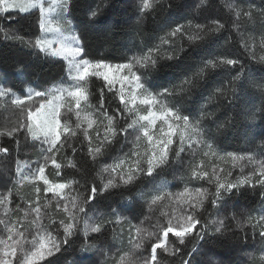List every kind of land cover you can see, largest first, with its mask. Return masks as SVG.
<instances>
[{"label": "trees", "instance_id": "1", "mask_svg": "<svg viewBox=\"0 0 264 264\" xmlns=\"http://www.w3.org/2000/svg\"><path fill=\"white\" fill-rule=\"evenodd\" d=\"M149 5L143 8L137 0H70L71 19L85 56L92 61L125 63L135 52L154 49L156 40L164 37L168 42L159 48V55L154 57L157 63L147 66L148 81L154 88L178 84L185 76L203 67L209 59H237L239 65L205 69L199 86L190 94L176 91L174 101L183 114L194 119L200 118L202 108L212 113L201 121L206 137L219 150L245 154L258 146L260 150L264 149V93L248 82V77H251L256 84H264V63L259 62L264 15L258 12L251 17L244 15L249 10H264V0H152ZM91 11H97V15L91 16ZM237 13L240 15L237 16ZM38 14L36 10L25 15L0 17L5 26L19 33L14 38L0 36V81L16 92H23L28 84L46 91L66 76L64 60L46 55L28 40L38 34ZM197 24L203 25L205 30L217 29L221 24L224 27L193 43L189 40L190 36L202 35L196 29ZM177 26H183L184 35L170 38L168 34ZM250 52H255L256 59ZM168 55L175 57L168 59ZM241 66L244 73L235 82V93L229 92L228 99L216 96L209 102L208 97L215 89L227 85ZM86 89L91 104L101 114L113 117L116 134L111 141L99 145V153H93L83 132L65 136L56 156L60 164L56 177L70 180L72 198L89 211H100L105 220L99 233L88 236L80 233L81 228L76 226L72 235L67 237L68 242L61 244L59 251L38 264H81L87 261L94 264V259L90 258L101 246L124 245L123 237L126 235L124 229H118L115 212L128 210L127 213L133 217L141 216L144 206L139 196L141 193L144 196L145 188L152 183V176L140 174L129 183L103 189L100 169L121 149L127 130L120 129H128L130 116L118 93L109 90L102 78L89 77ZM25 136L26 132L21 128L16 136L0 137V147L9 149L7 153H0V165L3 162L12 165L14 160L23 158L19 145ZM261 153L264 156V152ZM172 157L170 154L166 166L156 170V180L170 179L177 165ZM50 175L55 178L54 173ZM93 186L99 192L91 200ZM215 192L212 189L202 209L197 212L200 224L185 237L184 243L170 235L168 251L157 250L159 264H178L181 259H187L189 264H198L201 257L205 259L209 253L221 263L234 264L246 247L261 245L260 229H255L257 235L254 238L253 225L249 222L243 224L246 212L242 209L248 211L246 215L249 217L255 216L264 207V187L243 184L222 190L218 198L214 197ZM142 199L147 200V197ZM53 209L54 206L49 209L52 216ZM218 214L225 217V230L222 232L214 231L216 224H213V219ZM204 225L209 231L203 232ZM52 229L59 230L56 224L52 225ZM57 233L60 239L64 238V234L60 236L61 233ZM175 248L180 251L172 254Z\"/></svg>", "mask_w": 264, "mask_h": 264}, {"label": "rangeland", "instance_id": "2", "mask_svg": "<svg viewBox=\"0 0 264 264\" xmlns=\"http://www.w3.org/2000/svg\"><path fill=\"white\" fill-rule=\"evenodd\" d=\"M137 1L143 7V0ZM151 1L149 0V4ZM69 2L70 0H68L67 8L62 10L64 0H44L45 8H51L46 13V19L51 22V30L45 31L39 28L37 35L28 38L36 48L40 49L46 55L65 61L67 66L65 79L52 85L46 91H40L33 84H28L23 92H16L8 85H5L3 81H0V92L3 93V95H0V137L7 135V132L12 131L14 128L18 129V131L14 132L12 136L19 134L21 128H24L26 132L23 142H20L19 145V148L21 146L22 149L23 158L14 160L12 165L6 162L0 165V201H3L0 203V240H7L9 235L8 228H13L14 232L19 231L23 233L24 239L20 237H17V239H21V244H23L25 250L30 249V242L37 235L38 226H42L39 229L40 235L50 233L52 236L60 239L57 232L61 233L60 236L64 234L66 224L70 223L74 225L72 233L76 226H79L81 228L80 233L88 236L93 233L90 231L92 227L97 225L102 226L105 220V215L98 210L89 211L84 208L85 211L80 212L79 208L82 206L70 195L71 181L56 177V174L60 170V164L56 156L59 150V144L65 136H72L78 131L83 132L91 145V149H93V153H96L95 149L99 148L101 143H107L114 137L113 135L109 136L108 139L104 138L105 126L108 124V116L101 114L91 104L87 94L86 83L89 77L96 76L91 74L95 69H90V75L81 81L77 79L75 64L83 60L89 61L92 65L100 62L110 65L127 64L133 62V58L139 59L146 56L149 52V49L135 52L131 59L125 63L92 61L85 56L84 51L80 56L75 58L67 54L53 55L54 50L61 49L64 46L75 47L78 44L83 49L82 42L71 19ZM36 10L39 13V27L40 11L38 7L31 8L27 12H21L19 9L0 12V17H10L12 14L25 15ZM12 18H8V20ZM17 34H19L17 30L5 26L0 20V36L2 35V37L7 39L8 36L14 38ZM74 37H78L79 39L74 41ZM38 39L50 41L51 47L44 50L42 47L36 46V40ZM162 39L166 40L164 37L156 40L155 48H160L165 44L162 43ZM259 46L261 56H264V37L260 39ZM147 66L148 64H134L133 71L137 76L141 77V83H143L149 92L156 95L161 93L163 89H171V86L152 87L148 81ZM120 74L128 75V72L127 70H121ZM98 77L103 79L102 76ZM77 87L82 88L85 92V97L81 99L79 108L76 107L74 99L69 96V93ZM120 87L121 85L117 83L111 88L118 93L119 97ZM131 90V86H125L126 96L131 93ZM37 92L42 95L37 96ZM174 98V94L165 96V103L179 114L187 116L181 112ZM17 100L22 103H14ZM46 102H51L56 105L59 110L58 118L62 126L60 129L61 138L55 147L50 145L43 134H38L37 137H33L32 133L26 127H20L21 125L29 123L27 119L29 111L35 113L36 109ZM128 108L135 109V111L129 112L125 108L130 116V123H132L133 119H137L138 116L147 114V106L139 104V98L136 105L129 103ZM153 110L158 111V106ZM77 113H79V116ZM187 117L193 122L196 120L190 116ZM89 121L92 122L91 128L88 127ZM143 123L144 121H139L133 128L127 129L124 133L125 138L121 149L107 163L103 164L100 169L102 186L108 183L110 179L113 180L115 185L123 183L120 177L126 179L128 175H132L133 179L140 174L152 176L150 180L152 182L151 185L144 190L145 195L143 196L141 193L139 196L144 206L143 214L136 218L137 215L134 217L131 216V214L127 213L128 210L115 212L114 216L116 217L118 229H124L126 235V237H123L125 244L121 247L101 246L95 255L90 258V260L94 259V264H115L121 257L124 258V264H143L144 260L149 258L151 244L157 242V237L161 240L164 239L162 228L167 226L169 220L175 224L186 215H195L197 218V212L202 209L212 189L216 190L217 188V177L220 178V182L222 183H235L245 177H251L250 183H242L239 185L258 184L256 183V179L259 175L260 168L264 166V156L261 153L260 146L245 154L233 153L237 157H244V159L233 160L227 155L230 152L219 150L208 140L202 121L200 123L203 136L196 139H201L204 142L203 144H197L195 142L192 144L185 143L184 151H180L178 138L174 137V143L171 146L172 151L168 153L166 161L160 163L154 168L151 174H148L146 162L152 154V145L149 144L147 138L143 135V128L141 127ZM157 123L159 126L160 122L158 121ZM65 127L68 128L67 132L64 131ZM208 145H211V148ZM50 147L51 151H49ZM177 152H179V155L176 154ZM205 153H208V155L205 156ZM170 154L173 156V161L177 163L174 171L171 172L170 179L156 180L154 177L156 170L166 166ZM221 157H224V159H221ZM53 160H55V164H53ZM41 166L44 167V177L49 181L50 185L64 184L65 188L59 192H45L44 188L46 185L44 184V180L39 179V168ZM113 168H115V171H112ZM139 169H143V171ZM194 169L197 173L206 172L208 175L202 179H198L192 175ZM50 173H54V179L51 178ZM37 189L40 191L37 192ZM186 189L193 197L190 202L191 207L189 202H182L183 198L178 199L182 193H185ZM197 189L203 193V196L200 198L202 199V204L196 199ZM145 196L147 200L142 199ZM156 196H161L162 199L153 203ZM52 206H54V216L50 214L49 210ZM65 207L68 208L67 212L64 211ZM36 209L39 210L38 213ZM242 210L246 212L244 213L245 216H243V224H246L249 222V215H246L248 211L246 209ZM56 214H58V217ZM223 215L218 214L213 219V224H216L218 221H223L224 223L225 217ZM261 215H264V207L255 216H251L252 222L250 224L254 225L255 221ZM73 216L75 219H73ZM61 221H64V224H61ZM53 224H56L59 230L54 231L52 229ZM126 229L128 230L126 231ZM138 229L140 230L139 232H137ZM170 235L174 236V234L170 233L168 239L164 241V246L167 249L169 248ZM137 242L142 244V247L139 249L134 247ZM261 247H264V245L246 247L240 253V256L236 258V263L234 264H251L249 257L245 253H253L257 257L256 264H260L259 257L264 255V253L259 251ZM202 258L204 257H201L198 264H225L221 263L220 260L210 253L205 259ZM81 264H88V261Z\"/></svg>", "mask_w": 264, "mask_h": 264}, {"label": "snow or ice", "instance_id": "3", "mask_svg": "<svg viewBox=\"0 0 264 264\" xmlns=\"http://www.w3.org/2000/svg\"><path fill=\"white\" fill-rule=\"evenodd\" d=\"M203 2V0H202ZM68 0H64L62 10L67 8ZM149 0H143V7H149ZM39 8L40 11V19H39V28L41 30L50 31V21L46 19V13L51 10V8L46 9L44 6V0H0V12H8L12 9H19L21 12H27L31 8ZM99 8V5L97 6ZM254 12H258L260 15H264V10L261 9H253L247 12H244V15L251 17ZM91 16H96L97 11H91ZM240 13H237L239 16ZM224 25H218L217 29H208L205 30L203 25H196V29L202 35L190 36L189 40L193 43L203 39L205 36L209 35L212 31L218 30L219 28H223ZM183 26H177L174 28L168 35L169 37H176L178 34L182 37L184 35ZM78 37H74L73 40H78ZM168 41L162 39V43H167ZM36 46L42 47L44 50H47L51 47L50 41H42L36 40ZM247 48V44L245 45ZM182 51V48L180 49ZM84 50L77 44L75 47L64 46L61 49L54 50L53 55H71L73 58L80 56V54ZM159 48L149 49V52L146 56H143L139 59L133 58V62L127 64H118V65H110L106 63H97L92 65L87 60H83L80 63L75 64L77 69V79L83 81L86 77L90 75V69H95L94 72H91L92 75L102 76L103 79L107 82L109 86V90L115 86V84L119 83L121 85L119 92L121 102L124 103L125 108L129 112L135 111L134 108H128V104L136 105L138 98L139 104L147 106V114L143 116H138L137 119H133L132 123L128 124V128H133L134 125L139 123V121H144L141 124L143 128V135L147 138L150 145H152V154L147 159V173L151 174L154 171V168L157 167L160 163H164L168 157V153L172 151V145L174 143V137L178 138V142L180 144V151H184L185 143L192 144L193 142L197 144H203L204 142L201 139H196L198 137H202L201 131V120H203L206 116L212 115V113L206 112L205 110H201L200 118L196 119L195 122L189 119V117L179 114L172 107H169L165 103V96H169L174 94L176 91L181 93L190 94L193 89L199 86V83L204 78V72L207 68H217L221 65H239V61L237 59H224L222 57H217L216 59H209L206 63H204L203 67L199 68L195 72H193L189 76H185L178 84L171 85L170 88L163 89L161 93L154 95L149 92L141 83V77L137 76L133 71L134 64L139 65H151L154 66L157 63V60L154 58L159 55ZM253 59H256L255 52H250ZM175 56L168 55L167 58L171 59ZM259 62L264 63V56L259 57ZM121 70H127L128 75H122ZM244 73V69L241 66L237 74L232 77V80L227 83V85L223 87H217L215 91L208 97V101L211 102L213 98L216 96L223 97L224 99L229 98V92L232 94L235 93V82L241 78V74ZM248 82L252 83L254 86L259 87L264 93V84H256V82L248 77ZM131 86L132 90L129 95L125 94V86ZM0 95H3L0 92ZM37 96H41L42 94L37 92ZM69 96L72 97L75 101V105L77 108L80 106V101L85 97V92L82 88L77 87L74 91L69 93ZM31 99V97H29ZM14 103L21 104L22 102L17 100ZM158 106L159 110H153ZM260 111V109H257ZM79 116V113H77ZM59 110L58 107L51 102H46L45 104H41L39 108L36 109L35 113L29 111L27 114V119L29 123L26 125H21L20 127H26L29 132L32 133L33 137H37L38 134H43L45 139L50 143L52 147H55L56 144L60 141L61 138V123L58 118ZM254 116V114H253ZM108 124L105 126L104 138L108 139L109 136H113L116 134V128L113 127V117L108 116ZM159 126H158V123ZM88 127H92V122L89 121ZM223 127V125H220ZM121 131H126L127 129H120ZM18 129L14 128L12 131L7 132V135L12 136L14 132H17ZM64 131L67 132L68 128L65 127ZM87 134V133H86ZM139 139V137H137ZM211 148V145H208ZM9 151L6 147H0V153H7ZM51 151V147L49 148ZM264 152V149L261 150ZM96 153L100 152L99 148L95 149ZM179 155V152L176 153ZM208 153H205L207 156ZM228 157H231L233 160L244 159V157H237L233 153H228ZM224 159V157H221ZM53 164H55V160H53ZM143 171V169H139ZM115 171V168L112 169ZM39 179L44 180V184L46 187L44 188L45 192H59L60 190L65 188L64 184H56L50 185L49 181L44 177V167L41 166L39 168ZM194 177L198 179H202L207 176L208 173L202 172L197 173L195 169L192 172ZM123 183H129L133 177L132 175H128L125 179L124 177H120ZM251 177H245L243 179L238 180L235 183L228 182L222 183L220 182V178L217 177V188L214 194V197L218 198L221 194V190L227 191L239 186L242 183H250ZM256 183L260 184L264 187V166H262L259 170V175L256 179ZM109 187H115L113 180H109L108 183L103 185V189H107ZM40 190L37 189V192ZM98 188L93 186L91 188V200H93L98 193ZM196 199L199 203L202 204L203 193L197 189ZM182 199V202H191L193 197L188 193V190H185V193H182L178 199ZM161 196H156L153 200L155 203L158 200H161ZM3 201H0L2 203ZM86 203L88 200L86 199ZM215 202V199L212 201ZM190 203V207H191ZM38 213V209H36ZM64 211H68V208L65 207ZM80 212H84L85 209L83 207L79 208ZM73 219L75 217L73 216ZM252 222V218L249 217V223ZM61 224H64V221H61ZM200 224V220L196 218L195 215H186L181 218L177 223L173 224L171 220H169L167 226L162 228L163 240L157 237V242L151 244L150 255L149 258L145 259L143 264H159L158 261V249H163L164 251H168L164 246V241L168 239L169 234L172 233L176 238L179 239L181 244L184 243L185 237L189 236L193 230ZM42 226H38L37 235L34 236L30 242L31 247L29 250H25L23 244H21V239H24L23 233L13 231V228H8V237L7 240H0V264H38L40 261L46 260L49 256L53 255L55 251H59L60 245L67 243V237L72 235V229L74 227L73 224H66L64 227V238L58 239L57 237L52 236L50 233L46 235H40L39 229ZM254 228V238L256 237L255 229L259 228L260 231L258 233L259 242L261 245H264V215H261L258 220L255 221L253 225ZM225 230V226L223 221L216 222L214 226L215 232H222ZM93 233H99L101 231V226L97 225L90 229ZM140 230L138 229L137 232ZM209 231L208 226L204 225L203 232ZM199 235V233H197ZM20 237L21 239H17ZM11 241V243H9ZM26 242V241H25ZM135 248L139 249L142 247L140 242H137L134 245ZM179 248H175L172 254L179 252ZM261 253H264V247L259 249ZM249 257L251 264H256L257 257L253 253H245ZM260 264H264V255L259 257ZM115 264H124V258L121 257L119 261H116ZM178 264H189L187 259H181Z\"/></svg>", "mask_w": 264, "mask_h": 264}]
</instances>
